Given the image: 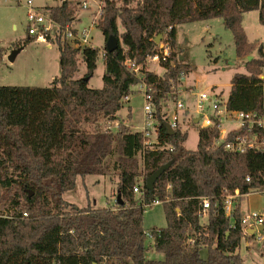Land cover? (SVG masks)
Segmentation results:
<instances>
[{"label":"trees","instance_id":"trees-1","mask_svg":"<svg viewBox=\"0 0 264 264\" xmlns=\"http://www.w3.org/2000/svg\"><path fill=\"white\" fill-rule=\"evenodd\" d=\"M99 1L102 17L97 27L105 38L101 89L89 87L100 50L60 39L55 42L61 74L50 87L0 86V206L6 208L0 213V264H243L240 246L252 237L240 226V198L264 189V153L214 147L219 134L212 129H200L197 149L188 150L187 132L179 129L169 135L162 116L164 101L190 71L186 60H180L176 26L213 18L223 19L235 38L237 56L246 59L245 72L232 78L227 108L262 110L264 49L260 46L259 57L249 60L254 47L246 40L242 20L245 13L257 10L264 25V0ZM76 8L61 0L51 8L52 16L59 24L74 25ZM158 36L169 47V56L160 61L162 75L150 71L147 63L159 52ZM110 38L117 42L112 52L107 51ZM78 55L86 73L75 79ZM130 64L138 67L142 78ZM142 83L153 94L160 119L157 138L166 149H145L142 132L118 122L124 101ZM168 163L171 166L153 190H147V178ZM111 174L118 179L123 205L117 195L110 208L89 203L80 207L64 199L77 177ZM135 187L146 202L165 201L166 226L152 230L159 231L153 242L144 233L146 210ZM235 191L239 197L230 218L223 197ZM204 198L210 207L202 225ZM151 249L164 259L148 258ZM203 249L206 258L201 256Z\"/></svg>","mask_w":264,"mask_h":264},{"label":"rangeland","instance_id":"rangeland-1","mask_svg":"<svg viewBox=\"0 0 264 264\" xmlns=\"http://www.w3.org/2000/svg\"><path fill=\"white\" fill-rule=\"evenodd\" d=\"M29 0H0V86L4 87H50L54 79L61 74L60 54L55 40L41 42L34 40L28 34L29 23L27 11ZM34 7L47 9L48 6H59L61 0H31ZM77 8L74 26L79 30L90 28L91 45L100 50L97 68L89 81V87L101 89L105 73L104 46L105 38L97 27L102 16V3L99 0H69ZM87 3V8L82 4ZM242 27L246 40L253 45L254 50L249 57H259L258 48L264 49V25L260 23L257 10L243 15ZM123 32V29H119ZM176 36L180 57L190 66L188 74L183 76L179 86L180 90L187 92H202L211 87L228 97L231 81L236 73L245 72V61L237 56L235 38L233 33L224 26L222 18L183 23L176 26ZM50 44V47L48 45ZM161 44V43H159ZM24 46L15 57L9 60L12 51ZM252 60V59H251ZM149 70L159 75L163 69L158 63H150ZM86 73V66L78 55V70L75 79H80ZM264 77V69L262 70ZM132 93L124 101L123 107L118 112V122H123L133 131H141L144 122V94L140 85L133 87ZM193 107V102L191 103ZM168 112L171 109L168 108ZM130 117L128 118V115ZM194 116V118H191ZM195 114L188 116L182 124L183 132H187L185 147L196 150L199 140L200 124L194 123ZM118 124V123H117ZM238 126L237 123H227L223 126L225 131H231ZM116 130V125L112 127ZM117 177L114 174L107 176H79L73 190L64 194V199L80 207L88 203L97 208H110L115 206L117 195ZM142 179L139 183L142 184ZM136 197L139 195L136 193ZM241 200L243 211H259L264 213V194L251 193ZM235 204V201H234ZM5 206H0V213ZM245 212V213H246ZM243 214V216L245 215ZM242 216V217H243ZM207 216L200 218V223L205 225ZM166 219L164 207L157 206L147 209L143 217L145 231L165 228ZM239 253L243 264H264V242L254 238L242 240ZM203 258L207 257V250L201 251ZM148 258L154 260L164 259V255L155 249L148 252Z\"/></svg>","mask_w":264,"mask_h":264},{"label":"built area","instance_id":"built-area-1","mask_svg":"<svg viewBox=\"0 0 264 264\" xmlns=\"http://www.w3.org/2000/svg\"><path fill=\"white\" fill-rule=\"evenodd\" d=\"M27 21L29 23L28 34L31 37H37L41 42H47V36L51 40L60 39L62 41H73L76 47H93L91 45L90 28L79 30L71 24H59L52 16L51 9H42L33 6L31 0L27 2ZM82 8H87V3L82 4ZM99 16L102 15V10H99ZM50 43V42H48ZM50 47V44L48 45ZM169 56V47L165 43L159 44V52L147 59L148 65L150 63H158L165 61ZM130 69L138 73V67L134 64L129 65ZM140 78L142 73H138ZM264 79L263 75L260 76ZM144 94V122L141 130L143 134V145L145 149L163 150L164 147L160 144L157 138V128L160 124L153 94L149 91L146 84H140ZM193 102V107L191 103ZM168 108L171 112H168ZM162 120H166L175 132L182 129V124L187 120L189 114H195V118L199 119L200 129H212L218 132V137L215 139L214 147H223L225 150L233 153H264V106L259 111H230L227 108V98L216 87H211L202 92H187L178 89L173 96L164 101ZM194 118V116H191ZM195 120V119H194ZM227 123H237L238 126L231 131H225L223 126ZM199 129V130H200ZM183 130V129H182ZM239 130V131H238ZM238 131V134L230 136V133ZM172 150V147H169ZM249 180V179H247ZM134 193L141 197V205L143 209L147 210L153 207L162 206L165 201L159 199L146 202L143 197V192L140 188L135 187ZM252 193L264 194L263 190H255ZM239 197V192L224 194V210L228 217H232L234 209V201ZM202 210L199 213L200 218L207 216V211L210 207L208 199L201 200ZM180 212L179 209H177ZM23 218L27 214H22ZM240 226L244 235H249L260 242L264 241V231L258 230L259 227L264 226V213L259 211H248L240 222ZM231 228L235 229V222L232 221ZM250 230H255L253 235L249 234ZM159 232V231H157ZM157 232L145 231V236L150 241L156 240ZM193 243L192 240H190Z\"/></svg>","mask_w":264,"mask_h":264},{"label":"water","instance_id":"water-1","mask_svg":"<svg viewBox=\"0 0 264 264\" xmlns=\"http://www.w3.org/2000/svg\"><path fill=\"white\" fill-rule=\"evenodd\" d=\"M160 40H161V36H158L156 39H155V43L159 44L160 43ZM117 47V42L115 39L113 38H110L107 42V51L108 52H112L113 50H115ZM23 46L20 48V49H17L15 51H12L11 55L9 56V60L10 61H14L16 55L21 51L23 50ZM252 57H249V60H251ZM180 60L183 61V58L180 57ZM194 123L195 124H198L199 123V119H195L194 120ZM166 129H167V132L169 135H173L175 134V131L169 126V125H166ZM171 166V163H168L164 166H162L161 168H159L153 175H151L150 177L147 178L146 180V183H145V187L147 190H153V186L154 184L156 183V181L161 177V175ZM117 202L119 205H123L124 202L121 200V195L118 193L117 194ZM258 230L260 231H264V226L262 227H259ZM255 233V230H250L249 231V234L250 235H253Z\"/></svg>","mask_w":264,"mask_h":264},{"label":"crops","instance_id":"crops-1","mask_svg":"<svg viewBox=\"0 0 264 264\" xmlns=\"http://www.w3.org/2000/svg\"><path fill=\"white\" fill-rule=\"evenodd\" d=\"M53 7H56V6H48L47 9H51V8H53ZM248 196H249V195L243 196L242 199H244L245 197H248ZM240 202H241V201H240ZM241 209H242V206H241ZM248 211H249V210H247V212H248ZM242 212L245 213L246 211L244 212L243 209H242ZM247 212H246V213H247ZM246 213H245V214H246Z\"/></svg>","mask_w":264,"mask_h":264}]
</instances>
